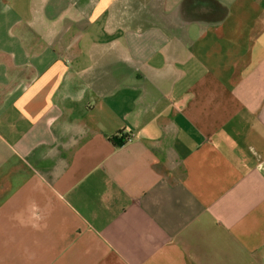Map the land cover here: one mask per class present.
Instances as JSON below:
<instances>
[{
  "label": "crops",
  "instance_id": "1",
  "mask_svg": "<svg viewBox=\"0 0 264 264\" xmlns=\"http://www.w3.org/2000/svg\"><path fill=\"white\" fill-rule=\"evenodd\" d=\"M0 264H264V0H0Z\"/></svg>",
  "mask_w": 264,
  "mask_h": 264
},
{
  "label": "built area",
  "instance_id": "2",
  "mask_svg": "<svg viewBox=\"0 0 264 264\" xmlns=\"http://www.w3.org/2000/svg\"><path fill=\"white\" fill-rule=\"evenodd\" d=\"M119 136H123L124 137V135L122 133H120ZM132 139H133L132 135H127V136L124 137V140H126V141H130Z\"/></svg>",
  "mask_w": 264,
  "mask_h": 264
},
{
  "label": "trees",
  "instance_id": "3",
  "mask_svg": "<svg viewBox=\"0 0 264 264\" xmlns=\"http://www.w3.org/2000/svg\"><path fill=\"white\" fill-rule=\"evenodd\" d=\"M114 139H115L117 142L122 143L123 140H124V137H123V136H120V137L116 136Z\"/></svg>",
  "mask_w": 264,
  "mask_h": 264
}]
</instances>
